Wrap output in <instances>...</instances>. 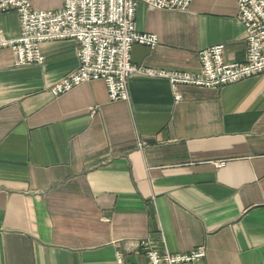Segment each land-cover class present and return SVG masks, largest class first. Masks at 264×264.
Instances as JSON below:
<instances>
[{
  "label": "crops",
  "instance_id": "0c3cea01",
  "mask_svg": "<svg viewBox=\"0 0 264 264\" xmlns=\"http://www.w3.org/2000/svg\"><path fill=\"white\" fill-rule=\"evenodd\" d=\"M134 23L158 38L132 45L136 65L197 71L199 50L216 43L226 60L245 59L236 0L139 2ZM0 32L18 35L16 11L0 12ZM41 50V64L17 66L0 48V264H119L118 252L146 264L141 240L159 252L202 245L206 264L264 261V72L182 84L178 100L166 78L141 73L125 100H110L101 79L54 95L77 44Z\"/></svg>",
  "mask_w": 264,
  "mask_h": 264
},
{
  "label": "built area",
  "instance_id": "2783aa9c",
  "mask_svg": "<svg viewBox=\"0 0 264 264\" xmlns=\"http://www.w3.org/2000/svg\"><path fill=\"white\" fill-rule=\"evenodd\" d=\"M139 2L149 8L184 10L191 0H62L55 9L34 8L29 0H0V12L12 9L19 19L18 35L7 37L0 32V48H9L14 53V65L41 64L43 43L73 39L78 64L51 86L54 95L81 82L101 79L110 100H125L128 79L141 73L166 78L178 100L181 95L177 88L182 84L217 87L264 72V0H236L237 16L245 31L244 61L226 60L224 44L216 43L199 50L197 71L156 69L131 61L134 43L153 47L158 41L155 33L135 27ZM224 163L225 159L214 161L216 166ZM139 245L145 251L146 264H206L202 245L176 253L159 252L148 240H141ZM116 258L123 264L121 253Z\"/></svg>",
  "mask_w": 264,
  "mask_h": 264
}]
</instances>
